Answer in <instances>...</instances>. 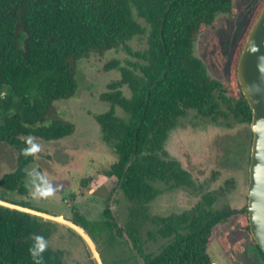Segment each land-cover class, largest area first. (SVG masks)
Instances as JSON below:
<instances>
[{
	"label": "trees",
	"instance_id": "16d2710c",
	"mask_svg": "<svg viewBox=\"0 0 264 264\" xmlns=\"http://www.w3.org/2000/svg\"><path fill=\"white\" fill-rule=\"evenodd\" d=\"M263 6L261 0L237 46L231 77L223 82L209 75L194 44L199 33L215 25L217 13H237L233 0H0V140L17 152L16 168L0 177V200L14 205L0 203V264H65L62 251L44 243L63 223L19 208L45 212L10 196L28 194L35 148L26 136L56 140L71 135L75 124L58 116L54 103L77 92L78 60L92 51L126 46L137 36H146L147 47L131 52L137 57L133 62L113 60L106 66L118 68L121 77L102 95L111 107L96 115L103 139L117 156L104 173L117 178L130 201L129 238L144 264H216L209 247L221 230L219 241L232 262L243 264L237 255L243 247L231 251L228 236L240 229L264 257L250 232L247 205L217 206V191L205 192L181 212L151 210L164 191L195 185L192 173L166 149L172 129L189 110L228 126L231 119L251 123L237 65ZM103 216L102 224L79 212L69 220L98 244V236L105 232L111 239L117 227L109 206ZM151 240L164 241L157 252L147 251Z\"/></svg>",
	"mask_w": 264,
	"mask_h": 264
},
{
	"label": "rangeland",
	"instance_id": "374dc122",
	"mask_svg": "<svg viewBox=\"0 0 264 264\" xmlns=\"http://www.w3.org/2000/svg\"><path fill=\"white\" fill-rule=\"evenodd\" d=\"M261 0H233L237 13L219 12L214 26L199 33L194 53L206 64L211 77L226 82L231 77L232 62L251 18ZM140 22L146 24L144 20ZM147 47L146 36H137L126 46L106 51H92L77 62L78 89L74 96L54 103L56 114L75 124V131L64 138L44 140L26 136L35 148V161L28 170V194L10 196L25 200L30 206L21 209L57 220L63 225L44 243L63 253L65 264H144V259L129 238L125 225L130 201L117 187V178L104 170L116 160V153L102 136L98 113L111 107L103 98L109 84L120 79L118 68H106L113 60L121 65L137 59L131 52ZM130 49V51L128 50ZM128 95V87L124 86ZM117 113L123 115L117 106ZM231 126L223 119L214 121L189 110L172 129L166 143L170 156L177 158L192 173L193 188L166 190L152 202V212L168 215L195 205L205 192L217 191V206L225 203L241 208L247 205V186L253 133L249 123L233 119ZM17 152L0 140V177L16 168ZM0 203L14 206L0 200ZM109 206L116 216L117 227L111 239L104 232L98 244L69 218L75 212L90 221L104 223V209ZM96 233V231H95ZM216 230L209 252L216 264H234L223 248ZM231 251H237L243 264H264V257L247 231L229 232ZM164 241H149L147 251L157 252Z\"/></svg>",
	"mask_w": 264,
	"mask_h": 264
},
{
	"label": "water",
	"instance_id": "95a60500",
	"mask_svg": "<svg viewBox=\"0 0 264 264\" xmlns=\"http://www.w3.org/2000/svg\"><path fill=\"white\" fill-rule=\"evenodd\" d=\"M237 74L253 114L247 186L250 232L264 252V6L243 44Z\"/></svg>",
	"mask_w": 264,
	"mask_h": 264
}]
</instances>
